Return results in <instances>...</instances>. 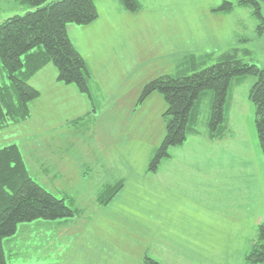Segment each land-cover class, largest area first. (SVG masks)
Returning <instances> with one entry per match:
<instances>
[{"label":"rangeland","instance_id":"374dc122","mask_svg":"<svg viewBox=\"0 0 264 264\" xmlns=\"http://www.w3.org/2000/svg\"><path fill=\"white\" fill-rule=\"evenodd\" d=\"M137 1L141 8L134 12L112 2L100 7L96 26L67 24L91 74L89 97L56 80L48 63L29 81L40 92L29 103L30 118L0 130V148L17 144L30 176L78 212L20 223L19 229L38 221L53 227L46 236L37 228L14 233L10 244L16 240L18 252L5 248L8 264H144L146 255L158 264H248L245 255L264 220V158L248 98L256 77L232 80L221 138L205 134L206 91L196 134L170 147L155 172L147 167L164 135L162 95L152 93L140 105L151 117L139 129L123 116L146 82L175 73L190 53L216 57L236 46L247 50L239 53L244 62L264 70L263 22L237 0H227L229 12L213 11L223 0ZM259 5L264 18V0ZM32 9L0 0V22ZM105 17L117 23L106 25ZM71 233L80 234L65 250Z\"/></svg>","mask_w":264,"mask_h":264},{"label":"trees","instance_id":"16d2710c","mask_svg":"<svg viewBox=\"0 0 264 264\" xmlns=\"http://www.w3.org/2000/svg\"><path fill=\"white\" fill-rule=\"evenodd\" d=\"M33 8L23 15H13L0 22V130L30 117L29 103L40 96L30 84L32 76L51 63L56 79L76 86L82 94L90 95L91 74L82 55L73 46L66 26L69 23L87 25L97 16L95 0H19ZM120 8L138 11L137 0H119ZM239 6L250 7L252 14L262 20L258 31L264 29L259 0H237ZM231 1L223 0L213 9L229 12ZM240 47L216 53L184 55L173 74L159 75L146 82L136 99L141 104L152 93L162 95L166 104L163 112L164 135L153 149L147 171L155 172L162 159L170 157L168 149L185 142L196 134L201 96L209 91L211 101L205 134L210 139L225 134V106L234 78L255 76L249 91L253 104L255 128L264 158V70L244 62ZM214 63L206 66L207 61ZM105 203L106 201H101ZM74 210L64 199L55 197L28 173L17 144L0 148V264H7L3 240L12 236L20 223L36 219L71 218ZM248 264H264V220L258 225L257 237L245 255ZM144 264H158L145 256Z\"/></svg>","mask_w":264,"mask_h":264},{"label":"crops","instance_id":"0c3cea01","mask_svg":"<svg viewBox=\"0 0 264 264\" xmlns=\"http://www.w3.org/2000/svg\"><path fill=\"white\" fill-rule=\"evenodd\" d=\"M110 2H112V5L114 4V5H116V8H117V10H119L120 11V5H119V3H118V0L117 1H96L95 0V6H96V10H97V13H98V16H97V18L94 20V21H92L91 23H89V24H87V25H83V26H85V28H88V27H92L93 26V24L96 26L97 25V20H99V19H101L100 18V13H101V11H100V7H106L105 5H108V4H110ZM120 8V9H119ZM114 23H117V20H115V19H111V18H106L105 17V24L106 25H110V24H114ZM87 26V27H86ZM67 30V29H66ZM68 36H69V30H68ZM72 39V38H71ZM74 46V45H73ZM77 50V49H76ZM78 51V50H77ZM79 52V51H78ZM80 53V52H79ZM218 53H220V52H218ZM81 54V53H80ZM194 54H202V53H194ZM82 55V54H81ZM82 57H83V55H82ZM83 59H84V57H83ZM85 60V59H84ZM86 62V61H85ZM87 64V63H86ZM47 66V65H46ZM46 66H44L43 68H45ZM88 66V65H87ZM42 68V69H43ZM41 69V70H42ZM33 77V76H32ZM57 80V79H56ZM66 85H71V84H66ZM77 89V88H76ZM79 92V91H78ZM77 98V96L76 97H74V99H76ZM80 98H83V97H80ZM88 98V97H87ZM84 99V98H83ZM79 101V99H76V101ZM85 100V99H84ZM59 103H61V101H59ZM74 103H75V101H74ZM87 102L85 101V104H86ZM143 103H145V100H144V102ZM143 103H141V104H137L136 103V101L135 102H133L132 103V106L130 107V110L127 112V113H124V116H123V119H125V120H127L129 123H132L133 125H134V127L135 128H137L139 125H141L142 123H144L145 121H150V117H151V114L149 113V115H146L145 114V112L144 111H140L139 109V107H140V105H142ZM68 109V108H67ZM87 113L88 114H90V112L89 111H86L85 112V116L87 115ZM106 115H108V114H104L103 115V117H105ZM30 118V117H29ZM27 121V119L26 120H24V121H22V122H26ZM21 123V122H20ZM19 124V123H18ZM138 129H139V127H138ZM57 130H55L54 131V135H52V136H54V137H56L57 139L59 138V134H56L55 132H56ZM44 138L46 137L45 135L43 136ZM50 137V136H49ZM50 138H52V137H50ZM45 140V139H44ZM43 139H42V141H44ZM35 180V179H34ZM41 185V184H40ZM45 188V187H44ZM46 189V188H45ZM63 199V198H62ZM103 204V203H102ZM105 204V203H104ZM80 210H82V211H79V212H81V213H83L84 212V209H80ZM76 211H77V209H75L74 210V212H75V215L74 216H77V214H78V212H77V214H76ZM72 218V217H71ZM77 220V219H76ZM76 220H72L71 221V223L73 222V221H76ZM52 221H54V220H52ZM28 223V222H27ZM42 225L41 227L39 226V225ZM55 224V223H54ZM57 224V223H56ZM58 224H64V223H58ZM19 225V224H18ZM85 226H87V223L86 224H84V227L83 228H85ZM40 227V228H39ZM49 227L50 228H52L53 226H49V224H46V223H44V222H41V221H38L37 223H33V224H22L21 226H20V229L18 228V226H17V230H16V232L18 231V232H21V231H32V230H34L35 228H37L36 230L37 231H39L40 229H41V231H43V233H44V236H46V234H45V230L46 229H49ZM79 228H80V226H79ZM82 228V227H81ZM35 231V230H34ZM15 232V233H16ZM81 233V232H80ZM80 233H76L77 235H79ZM76 234H74V233H71L69 236H71V239L69 240V241H66V242H64V243H66V244H64V245H62V247L63 248H65V250L66 249H70V248H73V246L75 245V241H76ZM11 237V236H10ZM10 237H7V238H5L4 240H3V248H4V253H5V248H7L8 247V249H9V253L11 252V250L13 251L12 253H10V255H14L15 253H17L18 251H16V249H17V241L15 240L14 242H12L11 244H10V241L14 238V237H12V238H10ZM73 239V240H72ZM79 240V239H78ZM44 241V240H43ZM56 240L55 239H50V241L49 242H55ZM60 242L61 241H59L58 242V244H57V246L54 248L55 250H58V248H60ZM64 250V251H65ZM70 252V251H69ZM68 252V253H69ZM72 254V253H71ZM5 256H6V253H5ZM6 260H7V257H6ZM7 264H8V260H7Z\"/></svg>","mask_w":264,"mask_h":264}]
</instances>
